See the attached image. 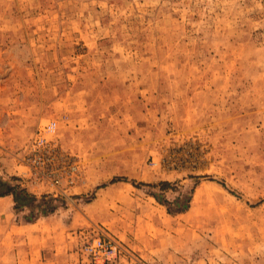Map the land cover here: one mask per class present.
I'll list each match as a JSON object with an SVG mask.
<instances>
[{
	"label": "rangeland",
	"instance_id": "1",
	"mask_svg": "<svg viewBox=\"0 0 264 264\" xmlns=\"http://www.w3.org/2000/svg\"><path fill=\"white\" fill-rule=\"evenodd\" d=\"M0 181V264H264V0H0Z\"/></svg>",
	"mask_w": 264,
	"mask_h": 264
},
{
	"label": "trees",
	"instance_id": "2",
	"mask_svg": "<svg viewBox=\"0 0 264 264\" xmlns=\"http://www.w3.org/2000/svg\"><path fill=\"white\" fill-rule=\"evenodd\" d=\"M160 184L161 187L165 188L168 187L169 183L167 181H164ZM5 194H12L16 206L28 205L34 199V195L25 193L24 189L14 186L6 187V184L0 181V196Z\"/></svg>",
	"mask_w": 264,
	"mask_h": 264
}]
</instances>
